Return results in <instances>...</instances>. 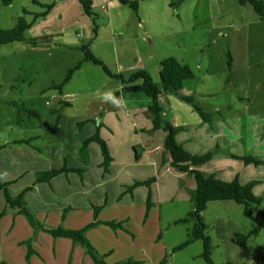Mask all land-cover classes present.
Returning <instances> with one entry per match:
<instances>
[{"label":"rangeland","instance_id":"rangeland-1","mask_svg":"<svg viewBox=\"0 0 264 264\" xmlns=\"http://www.w3.org/2000/svg\"><path fill=\"white\" fill-rule=\"evenodd\" d=\"M36 1H33L34 5H38ZM109 1H105L102 11H95L92 8L97 26L113 14L115 30H123L127 34L132 33V37L126 44H122L117 36L111 47L114 50L117 46V49L121 51L117 52L114 58V52L112 54L111 51H107L108 49L103 50L102 54L108 56V58L105 56L104 61L102 60L103 64L112 73L120 74L125 79L135 72L147 71L151 80L157 85H160L159 63L162 59L172 56L181 63L187 64L194 77L186 81L179 92L160 95V103L166 111L162 119L172 125L173 123L178 125L185 123L191 126L188 133L192 130L197 132L198 128L196 126L193 128V124L200 123L201 118L191 104L182 100L183 96L195 98L194 103L211 114V122L203 125L208 136L211 133L212 136L221 137V147L212 149L216 150L214 152L216 156L223 157L230 151L229 153L236 154V156L250 155L263 162L257 166L253 164L244 166L240 159H235L231 164H223L221 159L214 156L216 161L222 162L220 168L227 171L233 170L234 177L237 176L242 184L254 182L252 192L260 197L261 201L259 204H250L249 209L255 215L264 211V22L254 11L252 5L248 3L242 5L239 0H128L129 3L137 5V10H134L129 4L125 5L117 0L122 10L119 14L113 8L107 7ZM262 1L264 4V0ZM1 3L0 0V5L3 4ZM5 6L7 5L0 6V11L6 8ZM123 23L125 26H122ZM15 45L24 46L26 50H21ZM32 46H37V43L35 45L14 43L9 47V53L8 44L0 46V145L5 140L10 141L12 138L21 136L20 130L26 132L40 130L42 136L52 140L59 148L65 140L60 137L59 132L51 130L57 117L54 113L55 99L51 93L48 94L46 91L45 98L33 97L26 101V104L38 109L42 117L40 120L33 115L27 116L26 110L20 105L19 108L9 106L8 101L19 97L16 89L23 88L24 93H32L42 87L33 86V81L26 80L31 74H39L37 69L32 68L34 63L41 70L47 66L46 72L42 75L44 78L37 84L55 80L56 76L58 80H62L66 68L77 62V59L73 57L70 63L60 67L64 62V54L77 55L80 50L65 51L60 48V45H55V47L43 45L40 49L46 51H40L38 54L41 56L38 58L35 55L37 52L33 53ZM92 50H95V47H92ZM48 53H53V55L49 56ZM228 54L232 58L231 69L227 64ZM50 62L51 64H48ZM142 64L144 67H141ZM85 65L90 66H87L84 73L80 75L77 73L71 81L76 91L82 93L78 95V100L76 97L72 98L75 101L71 104L73 108L76 107L73 113L84 112L85 108H98L99 105H102V108H108L111 101L106 100L104 96L108 89L122 95L115 98L112 105L114 108L119 106L120 111L122 110L121 97L127 99L125 107L128 112L130 108L135 107L140 108L141 111L146 110L151 104V98L143 92L128 94L122 92L120 86L122 87L123 84L117 78H111L102 87L104 74L94 68H100V66L85 62L81 67ZM129 66H133L130 71L127 69ZM59 68L62 69V74H58ZM78 80L84 81L79 83ZM135 83L139 84L140 80ZM88 99L91 100L87 102ZM179 103H181L180 106ZM173 105L177 106L176 110ZM62 115L65 116L64 111ZM126 118L128 126L120 134L121 137L118 138L117 143L121 148L128 146V159L113 158V167L110 172L108 170L105 173L101 168L102 173L107 174V180L111 181L109 192L113 195L109 196V200L113 197V203H108L111 205V210L107 218L120 221L129 212L132 217L127 224L123 223L128 233L121 229H116L113 233L111 228L107 235L111 237L117 233L120 240L116 238L108 240L107 238L105 243H95L97 251L101 248L105 249L108 245L114 248L115 254L108 259L110 263L135 259L141 261L142 264H206L202 257L201 240H195L187 247L172 252V248L189 237L194 224L192 220L186 223L175 222L186 217L192 209L191 196L195 190L193 176L176 172L171 167L173 172L162 173L163 168H154L151 161L134 159V151L143 157L140 139L143 135L140 134L136 125L132 124L135 119L130 116ZM148 121L146 118L145 125L149 123ZM40 122H43L42 128H39ZM134 123L140 125V120H135ZM213 125L214 129H212ZM183 130L184 128L179 140L186 134ZM219 131L221 133H216ZM65 132H67V127H65ZM145 135L147 137L152 135L156 140H161L164 132L160 130L154 134L151 131ZM203 135L205 138L204 131ZM115 137L110 139L113 145ZM106 142L108 144V141ZM209 143L212 145L213 140H209ZM93 144L100 151L98 145ZM184 145L187 148L188 145ZM197 146L200 147L199 144ZM3 158L16 162V159L11 158V155L7 153L1 154L0 161H3ZM61 158L62 155L59 156L60 161H57L56 166L58 167L62 166ZM168 159L169 157L166 158ZM168 161L170 165V160ZM124 167L128 168L127 172L120 173ZM199 171L205 175L208 172L207 170ZM117 176L118 179H116ZM152 177L156 181L151 182L149 186L143 183L133 186L136 181L145 182ZM91 180H93L92 177ZM22 182L23 180L16 183L13 189ZM151 187L154 192L151 191L153 198L151 194L150 202L155 206L152 208L150 219H146V203L142 206L140 203L143 202ZM3 197H0L2 204H4ZM116 198H121L122 202H117ZM128 198H132L129 199L132 202L125 205V199L128 200ZM155 198L158 202L154 201ZM119 203L121 205H118ZM243 210L244 205L235 201L218 200L208 202L201 213L205 224V234L210 238L212 246L210 254L212 264H264V219H250L243 215ZM7 216L2 223L10 218V214ZM90 220H92L91 213L87 215L85 221L80 223L84 225ZM56 226L54 224L49 229L56 228ZM254 228L256 232L243 244H239L240 236ZM130 234L135 235L134 241L128 239ZM26 236L28 237L23 244L24 251L27 250L26 253L28 248L39 246L43 249L45 257L49 258L51 254L59 256L57 262L51 263L50 259L49 264H67V261L62 259L67 260L70 254V247L73 244L69 239L54 238L45 232H40L39 236L37 235L38 238L34 233L26 234ZM64 241L68 243L66 249L61 244ZM84 252V248L77 244L73 251L76 258L73 264H79V253ZM35 263H37L36 260ZM84 264H94L87 254Z\"/></svg>","mask_w":264,"mask_h":264},{"label":"crops","instance_id":"crops-1","mask_svg":"<svg viewBox=\"0 0 264 264\" xmlns=\"http://www.w3.org/2000/svg\"><path fill=\"white\" fill-rule=\"evenodd\" d=\"M33 1L35 0H11V2L7 6H5L6 8H2V11H0V27L3 29L14 28L17 24L18 18L22 14L23 9L32 14L41 13L44 10L43 7L45 5L51 4L54 1L52 8H50L46 16L39 17L33 20L32 14L25 15V18L28 21H32V24L30 28L25 31L24 36L27 38H34L36 40L37 46L32 47L34 48L33 53L37 52L35 55L38 58L41 56L38 54L40 51H46L45 49H40L43 45H51L52 47H55V45H60V48L65 49V51L80 50V52H78L77 55L72 56L64 54V62L61 63L60 67L70 63L73 60V57L77 59V62L73 66L71 65L66 68L62 80H58L56 76L55 80L49 81L50 83L47 82L45 84H37L44 78L42 77V75L46 72L47 66H45L43 70H41L37 68V64L34 63L32 65V68L37 69L39 74H31V76H28L26 80L28 82L33 81V86L35 85L36 87H42L36 89V91L32 93H24L23 88L16 89V91H18L19 97L16 99L12 98L8 101V104L9 106H15L17 108H19L20 105L24 110H26L27 116L33 115L40 120L42 117L38 113V109H36L33 105L26 104V101L33 99V97L45 98L47 95L45 94V92L48 91V94L51 93L53 98L55 99L54 102L56 109L54 110V113H56L57 115L55 125L51 130L52 132H59L60 137L65 140V142L61 147L58 148L55 146L52 140H49L48 138L42 136L40 130H36L35 132H26L25 130H20L19 133H21V136L12 138L10 139V141L5 140L2 145H0L2 146L0 150V157L2 153H7L11 155V158L16 159V162L12 161V159L6 158H3V161H0L1 180L3 182H9V193L11 195H16L23 191L27 186L33 185L37 173L47 171L51 168H60L64 165V162L69 169H82V178H79V175L76 172L69 171L54 176L49 181L35 183L32 189L25 194L24 199L27 209L34 214L37 221L42 225L43 229L46 230H49V227L53 226L54 224L57 225L56 228L61 225L65 229H80L89 223L100 221V223L91 226L85 233L89 242L96 248L95 243H105L107 241V238L108 240H110L111 238L120 240V237L117 233H115L111 237L107 235L108 232H110L111 228L105 225L104 222H120L126 229L125 231L123 230V232L128 233V229L124 224H127L132 216L131 212H129L120 221L110 220L109 218H107L108 212L111 210V205H109L108 203H113V197L109 200V196L113 195H110L109 192L111 181L107 180L108 176H106L107 174L102 173V168L100 166L102 158L100 147L97 143L91 142L85 150L79 151V148L81 146L80 144L85 139L91 137L95 133L97 125L101 124V126L99 127V136L105 142L108 141L109 146L107 142L106 144L109 150V154L112 158V165H110L109 167L110 172L111 168L113 167V158L123 160L124 157L125 159H128V146L121 148L117 141L118 138L121 137L120 134L124 132V129L128 126L126 117L130 116L137 121L140 120V125L138 123L135 124V120H133L132 124L136 125V127L139 129L140 134L144 136L140 137L143 157L141 154L134 151V159H136L137 161H141L142 159L149 160L151 161V165L154 168H163L164 171H162V173H171L173 171L170 168L171 166L169 165L168 161L170 160V156L168 152L163 148L166 133L161 129L156 131L151 130L152 118L149 115L148 109H143L141 111L140 108L135 107L130 108V112H128L127 107H125V102L127 100L126 97H121V111L118 110L119 106L118 108H114V106L112 105L115 98H118L122 95H120L119 92L113 93L112 89H108L104 93L105 96V94L111 92L113 96V99L110 102V108H102V105H99L97 106L98 108H85L86 111L84 112L73 113V111H76V107L73 108L71 104V102L75 101L72 100V98L76 97L78 100V95L82 93L76 91L77 89L71 84V81L77 73L79 75L84 73V71L87 69V66H90L85 65L84 67H81L83 63L89 62L85 60L83 47L87 45L92 54L99 58L101 61H104V58L106 56L102 54V51L105 49H108L107 51H111L112 54L114 52L115 58V54L117 52H120L121 50L117 49V46L116 49L113 50L111 44L116 41L117 36L119 37V40H121L122 44H126L128 41H130L132 33L127 34L123 30H115L113 21L114 18L113 14L111 13L112 17L107 18V20H103L104 23H101L99 24V26H97V31L94 36L92 29L93 20L85 13L79 0H37L36 3H38V5H34ZM105 1L106 0H91L93 10L102 11L101 9H103ZM0 6H3V4ZM108 6L110 8H113L116 13H122L121 6L119 5L117 0H110L107 7ZM94 22L96 23V17ZM122 26H125V24L123 23ZM14 43L27 45L20 42L8 43V53L9 47L13 46ZM15 47H20L21 50H26L24 46L15 45ZM92 47H95V50H92ZM2 50L4 51V48ZM48 55L51 56L53 55V53H48ZM106 57L108 58V56ZM48 64H51V62ZM119 67L121 68L122 66L120 65ZM141 67H144V65L142 64ZM94 68L104 74L102 87L106 85L111 78H115L105 73L101 66L100 68ZM127 69L130 71L133 69V66H129ZM58 71V74L63 73L61 68H59ZM70 72L71 76L66 80V76ZM82 81L84 80H78L79 83ZM85 81H87L86 77ZM59 86L61 87V89H58ZM120 88L123 92V86H120ZM95 92H97V90ZM165 94L167 95L168 93ZM90 100L91 99H88L87 102ZM180 105L181 103H179V106ZM63 107H65V109ZM173 108L176 110L177 106L173 105ZM63 111L65 112V116L62 115ZM162 115H166V111L163 110ZM146 118L147 121L149 120V123L145 125L144 121ZM204 124L206 125L209 123L202 122V120H200V123L193 124V128L196 126L198 128V131L196 132L192 130L190 133H188L187 131L191 130V126L186 125L185 123L184 125L173 123V125L175 126H180L182 127V129L184 128L183 131L186 132L181 140H179L178 138L179 136H181L182 130L177 132L175 136L176 141L191 154H203L212 149H219V147H221V137L212 136L210 135L211 133L208 136L207 131L203 126ZM42 126L43 122H40L39 128H42ZM65 127H67V132H65ZM10 128H12V126ZM114 129L116 130L114 131ZM212 129H214V125L212 126ZM160 130L164 132L161 140H156L152 135H149L148 137L145 135V133H150L151 131L155 134ZM203 131L205 132V138L203 135ZM216 133H221V131ZM114 136L116 137L113 145L110 143V139ZM209 140H213L212 145H210ZM215 140L216 143H214ZM93 143L98 145L100 151H98ZM188 143L190 144L188 145ZM184 144L188 145L187 148H185ZM197 144H199L200 147H198ZM222 149L223 148H221V150ZM229 152L227 155H223V157L216 156L214 154L209 162L196 168L198 170H207V175L213 173V175L217 179L223 181H231L234 178H237V176L234 177L235 172L233 170L227 171L221 169L220 165H222V162L216 161L214 157L216 156L221 159L223 161V164H231L235 160L232 155L236 154H232ZM60 155H62V166L58 167L56 165H58L57 161L59 160ZM167 157H169L168 160H166ZM208 166L210 167L208 168ZM244 166L246 165L244 164ZM127 169V167L122 168L120 170V173L127 172ZM91 177L93 178V180H91ZM118 178L119 177L117 176L116 179ZM21 180H23V182L18 184V186L13 189L14 185ZM151 191L152 193L154 192L153 187L150 188V192ZM1 196H3L2 193H0V197ZM146 198L147 194L143 202L140 203V206L146 203ZM156 198L154 199V201L157 200ZM129 199L132 198H128V200ZM125 200V205H127L128 202H132L130 200L128 201L127 199ZM116 201L122 202V199L116 198ZM92 205L102 206V208L98 212L96 219L93 215ZM118 205H121V203H119ZM153 206L155 205L152 204L150 206L147 214L145 215L146 219H150V214H152ZM0 208L5 212V214L0 218V264H49L50 259L52 261L51 263L57 262L59 256L51 254V257L47 258L44 255L43 249H40L39 246H35L34 248H32L31 255L27 257V250L24 251L23 248V244L28 237L26 236V234L32 235L34 233L38 238L40 232L45 231L42 229L35 230L33 227H31L25 217L23 216V219L22 215L18 214L17 209H11L6 206L5 200L4 204H2V201L0 199ZM90 213L92 215V220L85 223L84 225L80 223L85 221L87 219V215L89 216ZM9 214L10 218L7 219L5 223H2V220L8 217L7 215ZM144 222L145 221L143 220V223ZM24 232L26 234H24ZM112 232L114 233L115 230H113ZM128 239L134 241L135 235L130 234V238ZM71 243L73 245H71V247L69 245L71 249L69 252L70 254H68L67 256L68 258L66 257L67 260L64 258L62 259L64 261H67V264H73L76 261L73 251L78 243H73L72 241ZM61 244L65 247V249L68 247V243L66 241L62 242ZM98 251L99 253H101V255L104 256L105 261L107 260L106 262H108V259L113 254H115V249L110 247L109 245L105 246V249L101 248V250ZM79 256V264H84L86 253H79ZM36 257L38 259H36ZM35 260L37 261V263H35ZM131 260L142 264L139 260Z\"/></svg>","mask_w":264,"mask_h":264},{"label":"trees","instance_id":"trees-1","mask_svg":"<svg viewBox=\"0 0 264 264\" xmlns=\"http://www.w3.org/2000/svg\"><path fill=\"white\" fill-rule=\"evenodd\" d=\"M120 1L125 5L129 4L134 10H137V5L135 3H129L128 0ZM1 2L4 5H8L11 0H1ZM79 2L81 3L85 13L93 20L92 29L93 34L95 36L97 31V24L94 22L95 16L92 12V2L91 0H79ZM239 3L242 5L247 3L252 5L254 11L260 16L261 20L264 22V4L262 0H239ZM53 4L54 1L51 4L45 5L43 7L44 10L41 13L32 14L23 9L22 14L18 18L17 24L14 28L3 29L0 27V46L7 45L11 42H20L35 45L36 40L34 38H27L24 36L25 31L29 29L32 24V21H28L25 18V15L32 14L33 20L39 17L46 16L50 8H52ZM83 51L86 61L101 66L105 73L112 77L118 78L123 84L124 92H143L146 96L151 98V104L147 108L149 115L152 118L151 130L156 131L161 129L166 133L163 148L165 151L168 152L170 156L171 168H173L176 172L188 173L192 175L195 181V190L191 196V201L193 204L192 209L186 215V217L175 221L176 223H186L192 220L194 224L189 233V237L183 243L172 248V252L187 247L195 240H201L203 244L202 257L204 258L206 264H212V260L210 257L212 246L210 243V238L205 234V224L201 218V213L203 212V210H205L207 203L210 201L218 200L235 201L238 204L244 205L243 215L253 220H258L259 218L264 219V211L258 212L255 215L249 209L250 204H259L261 201L260 197L255 196L252 192V188L254 185L253 181L246 184H241L237 178H234L231 181H223L217 179L213 174H203L196 167L209 162L216 150H209L203 154L189 153L182 147L181 144L176 141L175 138L177 132L181 131L182 128L180 126L172 125L170 122L162 119L163 107L160 103V95L163 93H176L182 90L184 83L194 77L191 69L189 68V66H187V64L181 63L172 56L166 57L160 61V85H157L151 80L150 75L144 70L133 73L127 79H125L122 75L113 74L109 71V69L103 64V62L99 58L92 54L87 45L83 47ZM227 58L228 67L229 69H231L232 58L229 54ZM71 72L66 76V80L71 76ZM138 80H140L141 83L135 84V82ZM58 89H61V87L59 86ZM182 100L193 106V108L198 112L202 122L210 123L212 118L211 114L206 112L202 107L196 105L192 96H183ZM100 126L101 124H98L95 133L81 143L79 151L85 150L91 142L97 143L100 147L101 155L103 158L101 167L106 173V171L108 172L109 170L108 166H110L112 158L109 154L106 142L99 136ZM1 148L2 146H0V150ZM232 157L234 159H240L245 165L253 164L257 166L260 163H263L262 161L250 155H232ZM69 171L76 172L80 175V178H82V169H69L66 163L64 162V165L60 168H51L47 171L37 173L33 185L35 183L49 181L54 176ZM153 181H155L154 177L148 179L145 182L136 181L134 182L133 186H137L142 183L149 186V184ZM8 185L9 182H3L1 180L0 174V193H2L4 196L6 206L11 209H17L18 214H22L27 220V222L30 224V226L33 227L35 230L42 229L54 238H67L70 239L73 243H78L81 247L84 248L85 253L89 256V258L94 264H139V262L133 261L131 259L115 263H108L105 261L104 256L98 253L96 248L89 242L85 234L91 226L100 223V221H96L95 223H89L80 229H65L61 225H59L55 229H43L42 225L37 221L34 214L27 209L26 202L24 199L25 194L32 189L33 185L27 186L23 191L16 195H11L9 193ZM150 196L151 192L150 190H148L146 198V214L151 206ZM92 208L94 218L96 219L98 212L102 208V206L92 205ZM4 214V210H1L0 208V218ZM104 224L109 226L113 230H126L120 222L116 223L113 221H107L104 222ZM255 232L256 228L248 231L245 235L240 236L238 243L243 244L246 239L253 235ZM31 252V249L28 248L26 256H30Z\"/></svg>","mask_w":264,"mask_h":264},{"label":"clouds","instance_id":"clouds-1","mask_svg":"<svg viewBox=\"0 0 264 264\" xmlns=\"http://www.w3.org/2000/svg\"><path fill=\"white\" fill-rule=\"evenodd\" d=\"M105 99L109 100V101H111L113 99V96H112L111 92L105 94Z\"/></svg>","mask_w":264,"mask_h":264}]
</instances>
